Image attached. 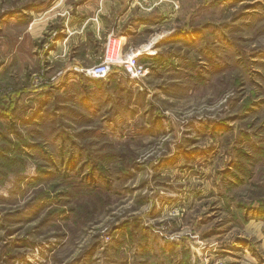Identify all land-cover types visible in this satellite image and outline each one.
<instances>
[{"label":"rangeland","instance_id":"374dc122","mask_svg":"<svg viewBox=\"0 0 264 264\" xmlns=\"http://www.w3.org/2000/svg\"><path fill=\"white\" fill-rule=\"evenodd\" d=\"M262 208L264 0H0V264H264Z\"/></svg>","mask_w":264,"mask_h":264},{"label":"built area","instance_id":"2783aa9c","mask_svg":"<svg viewBox=\"0 0 264 264\" xmlns=\"http://www.w3.org/2000/svg\"><path fill=\"white\" fill-rule=\"evenodd\" d=\"M112 41L108 43L106 49V55L104 59L95 65L90 67L78 69L85 77L90 79H104L109 74L112 73V68L114 66L122 67L124 69L125 74L131 79H140L145 75L146 70L144 66L139 62V56L142 54H146L147 52H131L126 55L120 54L121 44L118 47V51L115 54V48L112 50ZM46 80H42L41 77H36V81L34 82L35 86H41L46 84Z\"/></svg>","mask_w":264,"mask_h":264},{"label":"crops","instance_id":"0c3cea01","mask_svg":"<svg viewBox=\"0 0 264 264\" xmlns=\"http://www.w3.org/2000/svg\"><path fill=\"white\" fill-rule=\"evenodd\" d=\"M108 1H110V0H106V2H108ZM101 4H102V1H101ZM130 11V10H129ZM129 11L128 12H126V15L125 16H127L128 14H129ZM107 13H109V11H108V9L106 8V9H104L103 10V5H101V7H100V9L98 10V14H97V16L95 17L96 19L98 18V20H97V24L98 25H101V24H103V20L101 19V16H103V15H105V14H107ZM94 18V19H95ZM141 17L139 18V21H140V23H142V21H141ZM113 27H115V28H118L119 27V25L118 26H114L113 25ZM114 29V28H113ZM141 29V28H140ZM140 29L138 28L137 30H139V32H140ZM119 41H120V44H121V50H122V48L125 46L126 47V44H127V37H123L122 39H120L119 38ZM131 43V42H130ZM130 48H132V46L131 47H128L127 48V50H125V51H128ZM146 48L147 47H145V50H146ZM103 49H104V46H103ZM103 51V50H102Z\"/></svg>","mask_w":264,"mask_h":264},{"label":"trees","instance_id":"16d2710c","mask_svg":"<svg viewBox=\"0 0 264 264\" xmlns=\"http://www.w3.org/2000/svg\"><path fill=\"white\" fill-rule=\"evenodd\" d=\"M140 62V61H139ZM112 71L113 72H115V73H117V72H122L123 73V75H124V69L122 68V67H118V66H114L113 68H112ZM114 73V74H115ZM112 74V73H111ZM111 74H109L106 78H104V79H91V80H106V79H108L109 77H110V75ZM77 76H78V74H77ZM88 78V77H87ZM90 79V78H89ZM46 87V86H45ZM261 210H264L263 208L261 209Z\"/></svg>","mask_w":264,"mask_h":264}]
</instances>
